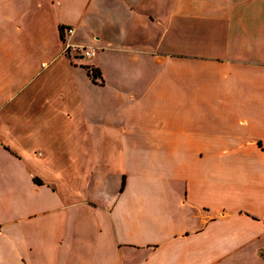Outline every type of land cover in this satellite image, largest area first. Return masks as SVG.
<instances>
[{"label": "crops", "instance_id": "obj_1", "mask_svg": "<svg viewBox=\"0 0 264 264\" xmlns=\"http://www.w3.org/2000/svg\"><path fill=\"white\" fill-rule=\"evenodd\" d=\"M0 264H264V0H0Z\"/></svg>", "mask_w": 264, "mask_h": 264}, {"label": "built area", "instance_id": "obj_2", "mask_svg": "<svg viewBox=\"0 0 264 264\" xmlns=\"http://www.w3.org/2000/svg\"><path fill=\"white\" fill-rule=\"evenodd\" d=\"M75 33V28L66 26L63 28L64 53L71 57L92 58L95 55L96 48L86 45H80L72 42V37ZM46 67V64L42 65ZM90 68V67H89ZM91 73L93 69L90 68Z\"/></svg>", "mask_w": 264, "mask_h": 264}, {"label": "trees", "instance_id": "obj_3", "mask_svg": "<svg viewBox=\"0 0 264 264\" xmlns=\"http://www.w3.org/2000/svg\"><path fill=\"white\" fill-rule=\"evenodd\" d=\"M62 28H64V26H62ZM95 77H98V75H100L99 71H97L96 69H93V73H92Z\"/></svg>", "mask_w": 264, "mask_h": 264}, {"label": "rangeland", "instance_id": "obj_4", "mask_svg": "<svg viewBox=\"0 0 264 264\" xmlns=\"http://www.w3.org/2000/svg\"><path fill=\"white\" fill-rule=\"evenodd\" d=\"M88 60H89V59L87 58L86 61H88ZM91 75H92L94 78H97V77H95L92 73H91Z\"/></svg>", "mask_w": 264, "mask_h": 264}]
</instances>
